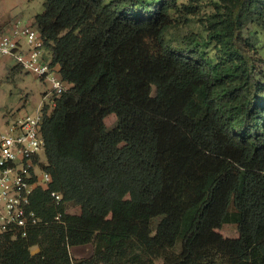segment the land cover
<instances>
[{
    "label": "trees",
    "instance_id": "trees-1",
    "mask_svg": "<svg viewBox=\"0 0 264 264\" xmlns=\"http://www.w3.org/2000/svg\"><path fill=\"white\" fill-rule=\"evenodd\" d=\"M223 2L206 40L177 41V0H43L32 25L70 87L41 125L43 223L0 237V264H264L262 60L242 35L264 29V0ZM89 243L90 258L70 257Z\"/></svg>",
    "mask_w": 264,
    "mask_h": 264
},
{
    "label": "built area",
    "instance_id": "built-area-1",
    "mask_svg": "<svg viewBox=\"0 0 264 264\" xmlns=\"http://www.w3.org/2000/svg\"><path fill=\"white\" fill-rule=\"evenodd\" d=\"M38 30L31 23L15 20L0 31V56L12 58L15 65L45 84L32 113L12 114L0 131V237L26 233L43 223L31 206L38 189H48L52 178L46 170V145L41 125L45 112L70 87L50 64L49 55ZM59 204L63 197L50 192ZM54 219L60 222V214Z\"/></svg>",
    "mask_w": 264,
    "mask_h": 264
},
{
    "label": "rangeland",
    "instance_id": "rangeland-1",
    "mask_svg": "<svg viewBox=\"0 0 264 264\" xmlns=\"http://www.w3.org/2000/svg\"><path fill=\"white\" fill-rule=\"evenodd\" d=\"M42 3L43 0H0V31L17 19L23 24H32L34 15L42 11ZM177 6L172 12L175 24L170 31L171 39L177 41H182L190 33L199 34L206 40L211 28L210 22L213 19H221L226 11L223 0H177ZM252 33H255L259 40L255 54L262 60L256 64V78L264 85V29L251 24L242 31L245 37ZM218 48L215 41L207 40L203 44V51L210 57L215 55ZM46 51L49 55L47 49ZM45 87L34 75L16 66L12 58L0 56V131L12 114L32 113ZM105 123L108 128L112 127L115 123L114 115L108 116ZM67 210L71 213L77 212L74 206H69ZM172 228L178 231L176 221L172 222ZM218 232L224 237L237 236L233 224L222 226ZM38 251V247L31 248L32 254ZM68 252L74 260L90 258L93 254V244L71 246Z\"/></svg>",
    "mask_w": 264,
    "mask_h": 264
},
{
    "label": "crops",
    "instance_id": "crops-1",
    "mask_svg": "<svg viewBox=\"0 0 264 264\" xmlns=\"http://www.w3.org/2000/svg\"><path fill=\"white\" fill-rule=\"evenodd\" d=\"M7 27H9V25L8 26H6V27H4V28H7ZM41 96V95H40ZM36 107V106H35ZM25 113V112H24ZM5 125V124H4ZM4 125H3V127H4Z\"/></svg>",
    "mask_w": 264,
    "mask_h": 264
}]
</instances>
